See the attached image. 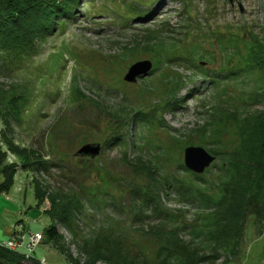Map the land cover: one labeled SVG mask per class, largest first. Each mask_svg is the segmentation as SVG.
I'll return each mask as SVG.
<instances>
[{
    "label": "rangeland",
    "instance_id": "obj_1",
    "mask_svg": "<svg viewBox=\"0 0 264 264\" xmlns=\"http://www.w3.org/2000/svg\"><path fill=\"white\" fill-rule=\"evenodd\" d=\"M70 1V13L47 27L36 55L13 71L0 60V149L3 165L16 169L0 195V244L12 235L25 244L31 234L38 264L90 263L94 251L77 247L88 240L130 259L143 254L146 264L157 262L163 245L174 249L165 264H264V214L250 215L262 208L256 194L238 193L228 171L235 156L250 166L242 162L243 144L264 143V81L253 79L250 65L237 68L239 76L226 69L257 48L253 41L264 46V0ZM145 60L151 71L124 81ZM93 144L100 146L94 158L75 155ZM190 147L215 158L200 174L180 169L188 170L183 153ZM35 186L48 199L38 203ZM72 193L83 210L76 234L45 215L50 198L58 204ZM217 196L222 210L249 211L235 249L225 247L228 235L207 243L203 226ZM147 197L157 210L148 208L141 220ZM51 224L72 263L48 242Z\"/></svg>",
    "mask_w": 264,
    "mask_h": 264
},
{
    "label": "trees",
    "instance_id": "obj_2",
    "mask_svg": "<svg viewBox=\"0 0 264 264\" xmlns=\"http://www.w3.org/2000/svg\"><path fill=\"white\" fill-rule=\"evenodd\" d=\"M70 3V0H0V60L4 61L3 65L10 66V70L13 71L14 68L28 61L33 55H36L39 49L38 42L39 40L41 41L44 39L47 27L50 25L53 26V24L57 25L60 19L63 21V13H66V16L70 13L72 7V4ZM253 43L257 48L252 49V51L247 50L245 54L238 57L239 64L235 66V68L227 66L226 69L239 76L238 72H236L237 68L241 71V66L243 64V70H246L247 67H249L246 65H250L253 69L252 72L249 73L252 75L253 79L254 77H257L264 81V50H262L264 49V46L262 47L261 43H256L255 41H253ZM222 44L223 42H221V45ZM120 115L121 114H117L115 116L117 121L120 120ZM217 124L218 122H212V125L215 126L212 130L213 132L215 131ZM7 145L8 151L16 154V152L11 150V146L9 144ZM5 155V152H1L0 149V195L8 192L13 184L14 176L16 175V169H14V166L3 165ZM35 155L37 156V154ZM241 155L242 162L248 163V161H250V166L244 167L243 169L242 166L244 165L241 164L242 166H240L241 158L237 159V156L232 158L230 161L231 169L228 168L231 176L229 182H232V186L240 185L238 193L256 194L254 197L255 199L252 198V200H255V203L259 207L261 206L262 211L253 210L250 212V215H256L257 218H260V214H264V143L262 142L259 144L254 141L253 145L243 144ZM44 164L45 163L41 161V167L44 166ZM180 169L184 173L196 175L193 172L186 170L183 166H180ZM225 189L228 191V186L225 187ZM33 193L35 200L38 203L42 202L47 194L41 193L39 186L34 187ZM221 194L223 198L227 195L226 192H222ZM68 195L69 197L64 195V200H57L58 204L55 203V200L50 198L49 201L51 202V206L50 209L45 212V215L48 218L55 220L59 225L64 227V229L69 231V233L76 234L79 232L76 223L81 219L83 210L76 208V203L80 201L78 194L72 193L71 195ZM46 198L48 199V197ZM191 199L195 200L193 197ZM144 200L148 201V197ZM212 200V202L215 203L213 198ZM216 200H219V204L215 203V207H217L216 210H213V215L210 216V218L206 216L208 223L205 227L203 226V229L206 230L205 235L207 243L214 245L222 240L220 239V236L228 235L227 238H224L226 240L225 247L235 249L243 235L244 226H246L247 221L245 214L247 212L249 213V211L245 213L243 210H239L234 215L231 214L229 210H222L224 201L220 199V197L218 198L217 196ZM147 201L145 204L146 210H138L139 213L137 217H141V220L143 218V213L145 215L144 219L149 218V216L145 214V212L149 211L148 208L152 210V213L157 210L156 206L153 209L151 207L153 204L148 203ZM160 213H162V211L154 217H157ZM206 214L207 213L199 214L200 219L202 220ZM206 217L204 218V221L206 220ZM169 219L173 220L174 217ZM230 226L235 228V235L229 232L228 228ZM185 228L186 226H183V229ZM169 234L170 233H167L165 236L162 235L163 239ZM172 235L173 232H171L170 236ZM46 238L48 242H54L56 245L55 247L61 249L63 255L66 254L57 244V241L61 239V236L59 235L56 225L51 224V226L46 229ZM110 244L113 245V243ZM223 245L224 243H219V246L223 247ZM90 246L95 249L90 248ZM77 247L79 251H84L85 254L90 253L87 248L94 251V260L85 264H95L97 258L101 259L105 264H146L145 262H147V260H144L143 254L138 255L142 260H139L137 257L130 259L123 250L121 255V249L110 252V245L102 244L101 242L91 243L88 240L82 244H77ZM18 251H11L0 245V264L39 263V261L34 259L31 254L29 257L31 260L27 261L28 263H23V261L26 260L24 257L27 253L22 254ZM156 253L158 255L157 262L152 264H165L174 257V249L170 246H160L156 249ZM123 254H125L126 259H119ZM178 254L182 256V252L181 254ZM163 255L164 259H161L162 261H160V258H162ZM7 257L10 259L5 260ZM66 258L72 263L73 260L70 255L67 254ZM120 260L123 262H120ZM73 262L79 264L76 260Z\"/></svg>",
    "mask_w": 264,
    "mask_h": 264
},
{
    "label": "water",
    "instance_id": "obj_3",
    "mask_svg": "<svg viewBox=\"0 0 264 264\" xmlns=\"http://www.w3.org/2000/svg\"><path fill=\"white\" fill-rule=\"evenodd\" d=\"M152 64L149 61H140L133 64L127 74L124 76V81L134 83L138 77H143L151 71ZM100 146L98 144L84 145L77 150L76 156H89L94 158L98 155ZM214 157L208 154L200 147H190L184 150L183 164L191 172L200 174L207 168L213 161Z\"/></svg>",
    "mask_w": 264,
    "mask_h": 264
},
{
    "label": "built area",
    "instance_id": "obj_4",
    "mask_svg": "<svg viewBox=\"0 0 264 264\" xmlns=\"http://www.w3.org/2000/svg\"><path fill=\"white\" fill-rule=\"evenodd\" d=\"M30 235L27 239L28 242H26L25 244H23V241L19 240V239H15V237L12 235L11 238H9V241L3 243V244H0L2 247L4 248H7L11 251H18L19 248H25L26 251H27V254L25 255V257L28 259L30 257V254L33 252V250L31 249V245L33 244V242H30V239H31V234H28ZM35 239H38L39 240V235L37 236L35 234ZM37 241V240H36ZM38 243V241H37ZM36 243V244H37Z\"/></svg>",
    "mask_w": 264,
    "mask_h": 264
}]
</instances>
